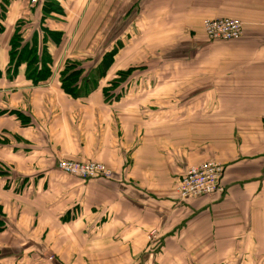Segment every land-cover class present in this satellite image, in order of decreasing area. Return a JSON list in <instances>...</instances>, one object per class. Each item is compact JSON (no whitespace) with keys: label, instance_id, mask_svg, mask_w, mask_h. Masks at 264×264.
Returning a JSON list of instances; mask_svg holds the SVG:
<instances>
[{"label":"crops","instance_id":"0c3cea01","mask_svg":"<svg viewBox=\"0 0 264 264\" xmlns=\"http://www.w3.org/2000/svg\"><path fill=\"white\" fill-rule=\"evenodd\" d=\"M26 3L0 0V264H264V0ZM212 159L225 191L181 199Z\"/></svg>","mask_w":264,"mask_h":264},{"label":"built area","instance_id":"2783aa9c","mask_svg":"<svg viewBox=\"0 0 264 264\" xmlns=\"http://www.w3.org/2000/svg\"><path fill=\"white\" fill-rule=\"evenodd\" d=\"M31 5H39L41 0H30ZM205 36L211 41L237 40L243 35L244 24L239 19L216 18L206 19L203 22ZM262 120L264 121V115ZM57 170L67 176L79 178L83 181L95 179H109L111 176L108 167L102 163L72 162L59 160ZM224 165L217 160L188 166L185 174L177 186L179 196L183 200L203 196L222 194L224 187Z\"/></svg>","mask_w":264,"mask_h":264},{"label":"rangeland","instance_id":"374dc122","mask_svg":"<svg viewBox=\"0 0 264 264\" xmlns=\"http://www.w3.org/2000/svg\"><path fill=\"white\" fill-rule=\"evenodd\" d=\"M41 1H43V0H41ZM135 1H137L138 3L139 2H142V1H144V0H135ZM42 3V2H41ZM40 3V4H41ZM39 4V5H40ZM26 5L27 6H29L30 7V9H32V8H36L38 5H36V4H33L32 3V5H31V1L30 0H28V4L26 3ZM21 38H17L16 39V41L15 42H17L18 40H20ZM207 40H209V39H207ZM209 42H214V41H209ZM220 42H224V41H220ZM166 47L165 46H161V44H153L152 45V47H151V49H153L152 50V52H154V53H160V50H162L163 52H165L166 51V49H165ZM161 62L157 59V58H154L153 59V62H152V64H153V68H158L159 67V64H160ZM162 63H163V61H162ZM123 80V79H122ZM126 82H127V80H126ZM125 82V83H126ZM110 95V94H109ZM108 95V96H109ZM61 160H69V159H61ZM69 161H72V162H77V161H74V160H69ZM92 161H94V160H92ZM86 162H91V161H86ZM96 162V161H95ZM109 169V168H108ZM110 170V169H109ZM60 172V171H59ZM61 174H63V175H65L64 173H62V172H60ZM110 173H111V176H112V172H111V170H110ZM111 176H110V178H111ZM109 178V179H110ZM99 179V178H98ZM102 179V178H101ZM96 180V179H95ZM90 181V180H89Z\"/></svg>","mask_w":264,"mask_h":264},{"label":"bare ground","instance_id":"6f19581e","mask_svg":"<svg viewBox=\"0 0 264 264\" xmlns=\"http://www.w3.org/2000/svg\"><path fill=\"white\" fill-rule=\"evenodd\" d=\"M225 176V175H224Z\"/></svg>","mask_w":264,"mask_h":264}]
</instances>
